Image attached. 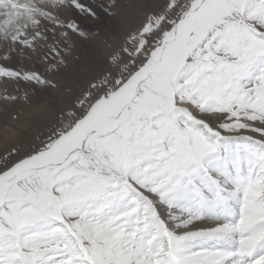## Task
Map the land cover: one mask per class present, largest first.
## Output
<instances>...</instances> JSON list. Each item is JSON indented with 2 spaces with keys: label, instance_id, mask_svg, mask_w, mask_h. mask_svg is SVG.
I'll return each mask as SVG.
<instances>
[{
  "label": "snow or ice",
  "instance_id": "obj_1",
  "mask_svg": "<svg viewBox=\"0 0 264 264\" xmlns=\"http://www.w3.org/2000/svg\"><path fill=\"white\" fill-rule=\"evenodd\" d=\"M0 102V264H264V0H0Z\"/></svg>",
  "mask_w": 264,
  "mask_h": 264
},
{
  "label": "rangeland",
  "instance_id": "obj_2",
  "mask_svg": "<svg viewBox=\"0 0 264 264\" xmlns=\"http://www.w3.org/2000/svg\"><path fill=\"white\" fill-rule=\"evenodd\" d=\"M82 23L87 26L90 32L95 33L100 31L101 35L99 37H94L90 41L78 42L73 57H79L80 59H73L72 63L74 65L82 63L85 58L94 61L98 59L100 55L107 54L109 51L107 45L112 44L115 46L122 41L124 32L135 23V16L131 9H125L124 15H118L115 19H109L108 23L102 25L100 28H97L86 20H82ZM40 67L41 70H43V66L41 65ZM63 76V82L72 83L74 80V72L71 68H69ZM26 110L27 108L23 104L5 105L0 102V150L5 146L6 137L10 142H14L10 134V129L12 128L5 129L6 123L13 124L9 118V113ZM15 127L19 130L18 138L25 142L31 140L37 131L36 127H30L26 122H23V120Z\"/></svg>",
  "mask_w": 264,
  "mask_h": 264
},
{
  "label": "bare ground",
  "instance_id": "obj_3",
  "mask_svg": "<svg viewBox=\"0 0 264 264\" xmlns=\"http://www.w3.org/2000/svg\"><path fill=\"white\" fill-rule=\"evenodd\" d=\"M88 2H93V0H88ZM13 129H10V134L12 133Z\"/></svg>",
  "mask_w": 264,
  "mask_h": 264
}]
</instances>
